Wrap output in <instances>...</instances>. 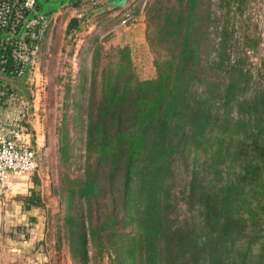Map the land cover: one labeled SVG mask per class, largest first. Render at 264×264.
<instances>
[{
  "label": "trees",
  "instance_id": "obj_1",
  "mask_svg": "<svg viewBox=\"0 0 264 264\" xmlns=\"http://www.w3.org/2000/svg\"><path fill=\"white\" fill-rule=\"evenodd\" d=\"M175 1L174 6L168 0L150 4L148 35L116 50L117 62L101 72L98 99L89 100L85 147L92 166L76 192L85 208L64 222L72 259L88 261L89 237L100 247L106 239L110 264H264V245L256 254L253 249L261 238L248 229L259 217L252 212L259 196L248 197L264 176V146L257 139L250 149L259 159L220 191L207 185L202 167L192 168L181 199L193 219L179 220L174 214L176 171L190 148L195 151L209 141L202 138L216 120L189 95V77L201 69L198 48L204 35L194 25L208 26L197 19L199 0ZM78 22L70 20L67 30H75ZM100 197L109 199L104 211L94 204ZM22 201L26 211L43 208L34 189ZM120 226L133 231H120Z\"/></svg>",
  "mask_w": 264,
  "mask_h": 264
},
{
  "label": "rangeland",
  "instance_id": "obj_2",
  "mask_svg": "<svg viewBox=\"0 0 264 264\" xmlns=\"http://www.w3.org/2000/svg\"><path fill=\"white\" fill-rule=\"evenodd\" d=\"M168 1L170 6L176 5L175 0ZM153 2L103 0L96 9L89 4L74 6L69 0L40 4L39 15L48 23L55 19L41 58L48 81L42 112L46 123L35 127L39 138L38 174L29 177L43 203L38 221L31 225L42 237L38 247L43 264H110L106 239L105 246L100 247L88 237V261L72 259L64 222L66 216L77 215L79 208H85L76 192L92 166L85 147L89 100L98 99L101 72L110 62H117L116 50L143 42L148 35L146 11ZM197 9V19H203L208 28L204 23L200 27L198 21L194 25L196 32L205 36L200 38L198 48L201 69L197 77H189V95L210 112L212 121L216 120L210 122L202 138V142L209 141L195 151L190 148L189 157L176 171L171 190L179 220L193 219L181 199L192 168L202 167L207 185L220 191L233 185L252 159H259L251 153L250 143L257 139L264 146V0H199ZM74 18L78 25L69 32L68 23ZM94 73L96 84L92 87ZM12 82L18 100L31 104L32 87L25 78H13ZM1 83L9 84L4 80ZM230 88V97H224ZM3 113L4 118L10 116L9 110ZM261 182L248 197L252 200L257 192L259 199L252 212L259 217L244 212L245 217L259 219L248 227L261 238L253 248L255 254L260 244L264 245V176ZM96 203L104 211L109 199L100 197ZM119 230L133 231L121 226Z\"/></svg>",
  "mask_w": 264,
  "mask_h": 264
},
{
  "label": "built area",
  "instance_id": "obj_3",
  "mask_svg": "<svg viewBox=\"0 0 264 264\" xmlns=\"http://www.w3.org/2000/svg\"><path fill=\"white\" fill-rule=\"evenodd\" d=\"M48 0H0V190L5 193L10 176H30L39 167L38 144L32 143L35 127L46 118L43 101L47 89V72L41 66L42 49L55 24L40 16L41 2ZM84 1V0H83ZM98 5L103 0H87ZM86 4V3H85ZM4 75V76H3ZM13 78H25L32 87L31 104L19 101ZM2 108V109H1ZM10 116L4 118V111Z\"/></svg>",
  "mask_w": 264,
  "mask_h": 264
},
{
  "label": "crops",
  "instance_id": "obj_4",
  "mask_svg": "<svg viewBox=\"0 0 264 264\" xmlns=\"http://www.w3.org/2000/svg\"><path fill=\"white\" fill-rule=\"evenodd\" d=\"M34 135L38 144L36 130ZM36 173L38 174V171ZM29 177L10 176L9 181L7 180L8 190L5 193L0 190V264L44 262V258H40L43 256L41 247H38V240L42 237L40 232L31 226L38 221V209H23V198L29 196L30 191L34 189Z\"/></svg>",
  "mask_w": 264,
  "mask_h": 264
},
{
  "label": "water",
  "instance_id": "obj_5",
  "mask_svg": "<svg viewBox=\"0 0 264 264\" xmlns=\"http://www.w3.org/2000/svg\"><path fill=\"white\" fill-rule=\"evenodd\" d=\"M76 2L83 1V0H75Z\"/></svg>",
  "mask_w": 264,
  "mask_h": 264
},
{
  "label": "flooded vegetation",
  "instance_id": "obj_6",
  "mask_svg": "<svg viewBox=\"0 0 264 264\" xmlns=\"http://www.w3.org/2000/svg\"><path fill=\"white\" fill-rule=\"evenodd\" d=\"M84 1H87V0H84Z\"/></svg>",
  "mask_w": 264,
  "mask_h": 264
}]
</instances>
